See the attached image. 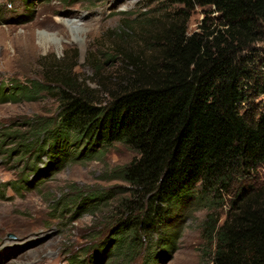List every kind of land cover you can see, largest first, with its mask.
Returning a JSON list of instances; mask_svg holds the SVG:
<instances>
[{
    "label": "trees",
    "instance_id": "obj_1",
    "mask_svg": "<svg viewBox=\"0 0 264 264\" xmlns=\"http://www.w3.org/2000/svg\"><path fill=\"white\" fill-rule=\"evenodd\" d=\"M170 1L208 6L218 14L193 33L183 22L164 27L152 42L156 59L144 67L132 63L134 69L113 82L106 100L78 77L65 75L56 86L58 116L35 125L36 139L46 136L44 148L37 149L50 152L48 169L95 157L115 143L137 153L117 174L133 200L98 249L99 258L113 259L110 264L132 260L144 239L157 235L143 263L156 264L174 248L177 230L164 227H171L166 221L175 207L196 192L218 193L264 164V99H253L264 97V54L256 46L264 40V0ZM11 87L12 100L51 89L37 81ZM104 197L79 193L75 206L95 208ZM212 221L210 216L216 239L212 264H264V182L241 188L223 223Z\"/></svg>",
    "mask_w": 264,
    "mask_h": 264
},
{
    "label": "rangeland",
    "instance_id": "obj_2",
    "mask_svg": "<svg viewBox=\"0 0 264 264\" xmlns=\"http://www.w3.org/2000/svg\"><path fill=\"white\" fill-rule=\"evenodd\" d=\"M217 14L208 6L186 8L170 0H0V264L111 263L97 256L98 249L133 200L117 174L137 153L115 143L95 157L48 169L50 152L37 149L44 148L46 136L37 140L35 125L58 116L56 86L65 75L78 77L106 100L113 82L134 69L132 63L144 67L156 59L152 42L164 27L183 22L193 33L202 22H215ZM136 18L150 21L130 22ZM256 46L263 55L264 40ZM32 81L51 89L35 98L8 97L12 84ZM263 182L264 164L218 193L196 192L175 207L166 221L171 227H164L177 230L174 248L156 264H212L216 239L209 217L221 225L241 188ZM79 193L107 197L84 211L75 206ZM156 240L147 236L139 254L122 264H143Z\"/></svg>",
    "mask_w": 264,
    "mask_h": 264
},
{
    "label": "bare ground",
    "instance_id": "obj_3",
    "mask_svg": "<svg viewBox=\"0 0 264 264\" xmlns=\"http://www.w3.org/2000/svg\"><path fill=\"white\" fill-rule=\"evenodd\" d=\"M30 241V240H29ZM25 243V242H24ZM26 244V243H25Z\"/></svg>",
    "mask_w": 264,
    "mask_h": 264
}]
</instances>
